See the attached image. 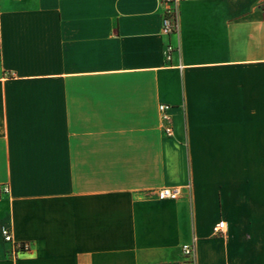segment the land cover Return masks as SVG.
Masks as SVG:
<instances>
[{
	"label": "crops",
	"instance_id": "0c3cea01",
	"mask_svg": "<svg viewBox=\"0 0 264 264\" xmlns=\"http://www.w3.org/2000/svg\"><path fill=\"white\" fill-rule=\"evenodd\" d=\"M163 12L0 0V264H264V0Z\"/></svg>",
	"mask_w": 264,
	"mask_h": 264
},
{
	"label": "built area",
	"instance_id": "2783aa9c",
	"mask_svg": "<svg viewBox=\"0 0 264 264\" xmlns=\"http://www.w3.org/2000/svg\"><path fill=\"white\" fill-rule=\"evenodd\" d=\"M160 2L164 6L162 21L163 33L166 35L179 33L181 0H160ZM173 49V46L169 45L167 47V54L169 55ZM172 108L173 106L167 103H161L159 105V113L163 122V128L169 137L174 134ZM3 192L10 193V187L8 185L3 186ZM157 195L160 200H176L182 196V188L164 187L158 190ZM225 228L226 222L221 221L215 226L214 233L216 235H221L224 233ZM1 233L4 240L12 244V247L8 251L11 258H17L20 253L31 250V244L29 242H17L14 240L9 227L3 226L1 228ZM182 254L183 258L179 264H198L195 241L184 244L182 246Z\"/></svg>",
	"mask_w": 264,
	"mask_h": 264
}]
</instances>
